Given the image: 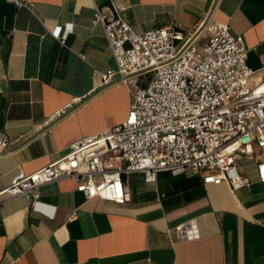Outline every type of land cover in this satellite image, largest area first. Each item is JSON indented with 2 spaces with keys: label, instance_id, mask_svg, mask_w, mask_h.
Wrapping results in <instances>:
<instances>
[{
  "label": "crops",
  "instance_id": "0c3cea01",
  "mask_svg": "<svg viewBox=\"0 0 264 264\" xmlns=\"http://www.w3.org/2000/svg\"><path fill=\"white\" fill-rule=\"evenodd\" d=\"M31 1L0 0V138L7 140L0 187L127 118V85L95 88L116 67L104 25L93 21L97 9L112 17L122 7L139 33L175 22L184 30L209 18L226 22L245 38L251 85L264 79V0ZM69 104L67 114L46 122ZM239 168L252 183L238 189L206 181L205 170L160 171L153 182L133 172L125 176L132 192L125 203L88 198L70 177L41 185L36 208L25 194L5 195L0 264H264V183L255 160L243 157ZM189 223L197 236L181 239L178 226Z\"/></svg>",
  "mask_w": 264,
  "mask_h": 264
},
{
  "label": "built area",
  "instance_id": "2783aa9c",
  "mask_svg": "<svg viewBox=\"0 0 264 264\" xmlns=\"http://www.w3.org/2000/svg\"><path fill=\"white\" fill-rule=\"evenodd\" d=\"M10 1L33 5L31 0ZM122 9L115 6L112 17L95 11L93 21L103 23L116 59V67L102 72L95 88L127 85V118L73 142L64 156L36 171L18 170L9 185L0 187V202L5 195L25 194L36 208L41 185L70 177L88 198L125 203L132 199L125 176L133 172L153 182L160 171L176 175L205 170L206 181H226L238 189L252 183L240 171L243 157L256 161L264 183V159L257 154L264 149V79L250 83L253 70L244 36L215 18L192 30L175 22L139 33ZM69 107L46 122L64 116ZM6 145L0 138V148ZM77 216L74 210L71 219ZM197 233L194 223L178 226L181 239Z\"/></svg>",
  "mask_w": 264,
  "mask_h": 264
},
{
  "label": "rangeland",
  "instance_id": "374dc122",
  "mask_svg": "<svg viewBox=\"0 0 264 264\" xmlns=\"http://www.w3.org/2000/svg\"><path fill=\"white\" fill-rule=\"evenodd\" d=\"M257 154H262V159H264V149H258Z\"/></svg>",
  "mask_w": 264,
  "mask_h": 264
}]
</instances>
